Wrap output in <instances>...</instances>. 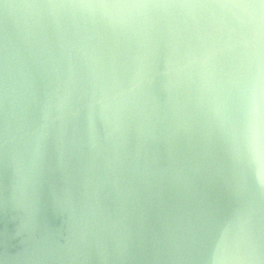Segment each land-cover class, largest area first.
<instances>
[{
  "label": "clouds",
  "instance_id": "1",
  "mask_svg": "<svg viewBox=\"0 0 264 264\" xmlns=\"http://www.w3.org/2000/svg\"><path fill=\"white\" fill-rule=\"evenodd\" d=\"M0 18L3 199L21 223L47 228L36 188L54 161L68 165L78 123L111 179L87 210L74 193L58 209L78 229L73 264H264V0H0ZM10 23L29 45L58 42L45 88L22 69ZM141 143L159 145L158 166ZM21 176L30 203L18 201ZM154 183L191 203L149 247L136 202Z\"/></svg>",
  "mask_w": 264,
  "mask_h": 264
},
{
  "label": "water",
  "instance_id": "2",
  "mask_svg": "<svg viewBox=\"0 0 264 264\" xmlns=\"http://www.w3.org/2000/svg\"><path fill=\"white\" fill-rule=\"evenodd\" d=\"M3 34L0 18V42L3 40ZM9 38L17 47L22 69L31 74L39 89L45 88L48 83L45 69L47 67L50 70L53 60L60 55L55 37L50 36L41 45L32 46L24 41L15 24L10 23ZM92 135L91 129L86 130L78 123H73L65 145L68 165L63 172H59L55 170L58 161H54V171L37 185L35 194L47 228L37 225L34 229L31 220L21 223L19 215L4 202L3 197L11 181V173L0 166V260L15 255L18 257L15 264H73L68 257L77 253L78 229L64 225L58 209H63L68 195L74 193L82 200L87 210L93 190L101 181L111 179L110 170L96 166L102 157L97 155L93 159L82 147ZM111 150L115 156L118 147L113 146ZM139 152L141 158L147 155L153 166H158L162 161L158 144L141 143ZM120 155L123 156L122 151ZM215 195L209 192V204ZM17 198L21 203L31 202V190L25 186L23 176L19 178ZM190 203L188 190L172 188L167 184L154 183L140 190L136 202V222L149 247L162 242L166 222L173 215L187 209Z\"/></svg>",
  "mask_w": 264,
  "mask_h": 264
}]
</instances>
